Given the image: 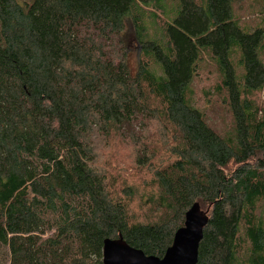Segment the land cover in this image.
I'll use <instances>...</instances> for the list:
<instances>
[{
    "label": "trees",
    "instance_id": "trees-1",
    "mask_svg": "<svg viewBox=\"0 0 264 264\" xmlns=\"http://www.w3.org/2000/svg\"><path fill=\"white\" fill-rule=\"evenodd\" d=\"M242 1L178 0L151 35L143 20L161 0H0V264H102L119 236L161 259L196 203L209 208L197 264H264V30L239 28ZM205 57L227 140L192 103ZM116 141L148 174L140 215L134 185L99 162Z\"/></svg>",
    "mask_w": 264,
    "mask_h": 264
},
{
    "label": "rangeland",
    "instance_id": "rangeland-1",
    "mask_svg": "<svg viewBox=\"0 0 264 264\" xmlns=\"http://www.w3.org/2000/svg\"><path fill=\"white\" fill-rule=\"evenodd\" d=\"M22 2V0H19ZM260 0H243L240 4L234 6L233 14L238 21L239 28L250 33L254 29L262 28L264 30V9ZM160 10L151 7L146 10L148 14L143 20L149 34H157L161 31L163 24L169 22V18L177 15L178 0H161ZM156 16L157 19H153ZM129 51L126 58V66L131 76L137 72V56L139 48L136 44L135 36L132 30L128 32ZM262 48L259 51V58L264 63V36L262 39ZM229 60L236 69L237 74H241L238 60L240 52L237 48L230 50ZM220 83V75L215 65L209 58H204L201 63L199 72L193 82L190 90L193 94L192 103L203 112L209 127L221 135L225 140L232 136V118L229 113L227 104L222 95L215 94L214 88ZM255 101L259 108L264 109V93L255 94ZM99 162L102 167L108 169L112 176H117L120 181L126 180L129 185H134L136 198L132 203V211L137 215L146 212L143 200L149 192L146 185L148 178L147 172L134 166L130 147L116 141L111 144H100ZM143 185H146L144 187ZM143 196L142 198H140ZM202 212H209V208H200Z\"/></svg>",
    "mask_w": 264,
    "mask_h": 264
},
{
    "label": "water",
    "instance_id": "water-1",
    "mask_svg": "<svg viewBox=\"0 0 264 264\" xmlns=\"http://www.w3.org/2000/svg\"><path fill=\"white\" fill-rule=\"evenodd\" d=\"M207 223V213L201 211L199 204H193L185 213L183 227L175 232L171 246L161 259L145 256L119 236L116 240L103 241L102 264H197L198 248Z\"/></svg>",
    "mask_w": 264,
    "mask_h": 264
}]
</instances>
